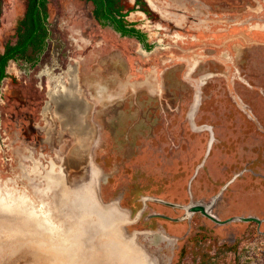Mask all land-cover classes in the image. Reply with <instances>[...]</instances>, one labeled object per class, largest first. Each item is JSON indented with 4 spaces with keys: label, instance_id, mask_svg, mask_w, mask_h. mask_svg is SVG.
Masks as SVG:
<instances>
[{
    "label": "rangeland",
    "instance_id": "374dc122",
    "mask_svg": "<svg viewBox=\"0 0 264 264\" xmlns=\"http://www.w3.org/2000/svg\"><path fill=\"white\" fill-rule=\"evenodd\" d=\"M185 2L238 24L214 25L222 29L213 36L194 26L176 42L138 22L146 52L97 25L85 0H48L51 35L39 63L10 62L0 88V264H151L134 239L144 227L162 232L136 238L161 264H264V0ZM24 12L25 0H2L0 53ZM72 66L80 83L106 88L95 113L99 199L88 196L82 210L96 218L60 217L55 192L22 166L26 102L39 105L51 78ZM217 195L218 221L155 201L208 204Z\"/></svg>",
    "mask_w": 264,
    "mask_h": 264
},
{
    "label": "flooded vegetation",
    "instance_id": "af4514ba",
    "mask_svg": "<svg viewBox=\"0 0 264 264\" xmlns=\"http://www.w3.org/2000/svg\"><path fill=\"white\" fill-rule=\"evenodd\" d=\"M85 1L91 4V14L97 25L109 28L121 38L135 40L142 48L146 49V52L149 51V42L147 35L138 27V22L146 23L147 25L143 24L144 27L153 29L154 35L158 36L157 32H160L161 34L163 33V37L170 38L176 42L184 39L180 34H184L186 38L187 36L190 38L191 34L189 31L194 26L204 28L205 32L210 36L214 32L222 29H213L214 25L238 24V19L235 17L222 18L219 17V14L209 13L207 6L203 4L198 7L203 10L202 12L197 9L196 11H192L191 8L185 6V0H181V3L178 0L164 1L166 4L163 5H159L157 0H117L120 9L119 15L115 18L122 21L123 30H134L131 33H124L123 31H118L110 21L98 19L94 13L95 5L93 2L90 0ZM186 1L196 2V0ZM47 3L48 0L46 2V11ZM169 3H174V5L170 6ZM25 12L20 20L24 17ZM19 21L15 29L14 41L7 42L4 45L3 51L6 45H14L16 43ZM46 27L48 37L44 40L45 47L38 52H34L29 48L25 58L9 59L5 66V77L0 82V88L2 81L8 76L7 66L10 62H21L25 66L32 67L39 63L40 57L50 41L51 33L48 22V11ZM165 32L169 34H164ZM193 35L196 37V34ZM193 39L191 38V40ZM71 68L72 71L67 72L68 76H64L65 72H59L56 76L54 75V78H51L53 85L51 89L49 88V90L44 92L46 100L42 99L39 105L38 102L35 104L30 102V105L26 102L25 107H28L23 116V125L25 128V132L23 131V145L25 149L23 151L24 154H22V161L25 163L22 166L27 170L28 178L34 180V183L43 186L45 192L49 190L55 192V201L52 203H54L53 207L60 213V217L96 218L94 214L88 216L87 214H82L84 213L82 210L91 206L92 203L89 202V197L95 201L99 199L97 198V192L99 191L103 174L98 168L95 159L96 149L100 142V127L95 121V113L96 106L100 98L104 95L106 88L100 85L101 83L99 82L95 84L90 81L80 83L77 76H75V66ZM191 70L193 73L195 66H192V68L188 67L185 72V77L188 78L190 76L188 71L190 72ZM143 82L148 85L147 80ZM154 86L157 88V82ZM108 97L111 98V96ZM208 153L209 151H207V155ZM8 181L10 182V180ZM218 197L219 195L215 196L208 204L190 202L185 206L166 202L161 199H155V201L164 206L182 209L183 218H190L193 213L201 212L203 216H208L210 219L218 221L217 218L210 214L213 204ZM145 201L137 209L135 218H141L140 220H142L145 217ZM79 203L83 205L81 210H79ZM16 205L13 203L14 207L19 208ZM21 210L23 211V209ZM32 212L29 211L27 213L30 214ZM153 216L165 218V216L159 214H153ZM16 217L21 218L18 215ZM23 218H27V214ZM41 218H49V216L43 215ZM234 220H254L259 223L262 222V220L257 218H230L228 221ZM159 232L156 227H144L140 231L136 230L135 233L134 239L136 244L141 248L143 247L142 249L151 256V264H154L153 259L157 264L161 263L159 258L150 252L145 245L139 243L136 238L138 234L154 236Z\"/></svg>",
    "mask_w": 264,
    "mask_h": 264
},
{
    "label": "trees",
    "instance_id": "16d2710c",
    "mask_svg": "<svg viewBox=\"0 0 264 264\" xmlns=\"http://www.w3.org/2000/svg\"><path fill=\"white\" fill-rule=\"evenodd\" d=\"M0 0V10H1ZM95 5V16L103 21H110L118 31L131 33L134 30H123L122 21L115 17L119 15L117 0H90ZM47 0H26V12L17 27V41L14 45H6L0 54V82L5 77V66L9 59L25 58L31 48L38 52L45 47L44 40L48 37L46 27Z\"/></svg>",
    "mask_w": 264,
    "mask_h": 264
},
{
    "label": "water",
    "instance_id": "95a60500",
    "mask_svg": "<svg viewBox=\"0 0 264 264\" xmlns=\"http://www.w3.org/2000/svg\"><path fill=\"white\" fill-rule=\"evenodd\" d=\"M0 211L1 212H3V213H5L4 211H2V209H0ZM9 216V215H8ZM78 222H79V220H78ZM79 223H81V222H79ZM106 234V233H105ZM109 237H113V235H110V233H109Z\"/></svg>",
    "mask_w": 264,
    "mask_h": 264
},
{
    "label": "bare ground",
    "instance_id": "6f19581e",
    "mask_svg": "<svg viewBox=\"0 0 264 264\" xmlns=\"http://www.w3.org/2000/svg\"><path fill=\"white\" fill-rule=\"evenodd\" d=\"M154 88H156V86H153ZM197 96H198V94H197Z\"/></svg>",
    "mask_w": 264,
    "mask_h": 264
},
{
    "label": "crops",
    "instance_id": "0c3cea01",
    "mask_svg": "<svg viewBox=\"0 0 264 264\" xmlns=\"http://www.w3.org/2000/svg\"><path fill=\"white\" fill-rule=\"evenodd\" d=\"M118 237V236H117Z\"/></svg>",
    "mask_w": 264,
    "mask_h": 264
}]
</instances>
